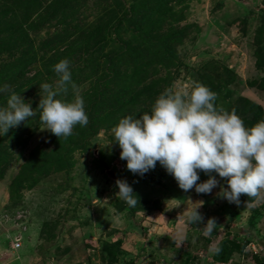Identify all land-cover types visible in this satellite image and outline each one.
<instances>
[{
  "label": "rangeland",
  "instance_id": "rangeland-1",
  "mask_svg": "<svg viewBox=\"0 0 264 264\" xmlns=\"http://www.w3.org/2000/svg\"><path fill=\"white\" fill-rule=\"evenodd\" d=\"M62 59L88 115L67 138L46 130L38 109ZM194 83L245 127L264 120V0H0V107L15 92L36 111L0 133V264H255L264 190L229 202L214 172L219 185L204 194L180 189L159 162L139 176L120 159L118 121ZM73 95L69 86L57 98ZM117 180L135 206L116 196ZM195 207L203 220L189 225ZM210 218L217 227L205 236Z\"/></svg>",
  "mask_w": 264,
  "mask_h": 264
},
{
  "label": "clouds",
  "instance_id": "clouds-1",
  "mask_svg": "<svg viewBox=\"0 0 264 264\" xmlns=\"http://www.w3.org/2000/svg\"><path fill=\"white\" fill-rule=\"evenodd\" d=\"M53 71L59 77L56 87L48 83L40 86L44 93L38 105L40 120L53 135L67 138L75 126H87L88 115L84 98L72 81L69 60L56 63ZM69 86L73 98L58 99L61 93L68 92ZM6 91L7 85L0 86V93ZM216 98V93L207 86L194 83L191 91L165 90L151 111L139 118L131 115L121 118L111 131L127 169L143 176L159 162L180 189L195 188L197 193L204 194L219 185L216 176L211 175L214 172L226 178L227 187L220 186L219 195L229 202L239 203L241 194L257 197L264 190V120L245 127L235 110L229 112L218 107ZM6 103V107H0V133L4 135L36 115L31 102H25L15 92L8 95ZM199 172L209 178L197 183ZM115 183L116 196L128 206H135L138 199L132 187L124 180ZM197 209L188 212L189 225L202 222ZM216 227L215 219L210 218L201 231L210 236ZM214 251L219 253L220 249Z\"/></svg>",
  "mask_w": 264,
  "mask_h": 264
},
{
  "label": "trees",
  "instance_id": "trees-1",
  "mask_svg": "<svg viewBox=\"0 0 264 264\" xmlns=\"http://www.w3.org/2000/svg\"><path fill=\"white\" fill-rule=\"evenodd\" d=\"M255 197L249 198L246 194H241L239 200L241 203H250L254 200ZM259 249V254L256 253L253 255V261L255 264H264V246L261 243H257Z\"/></svg>",
  "mask_w": 264,
  "mask_h": 264
},
{
  "label": "built area",
  "instance_id": "built-area-1",
  "mask_svg": "<svg viewBox=\"0 0 264 264\" xmlns=\"http://www.w3.org/2000/svg\"><path fill=\"white\" fill-rule=\"evenodd\" d=\"M15 247H19V244L16 243V244H15Z\"/></svg>",
  "mask_w": 264,
  "mask_h": 264
}]
</instances>
